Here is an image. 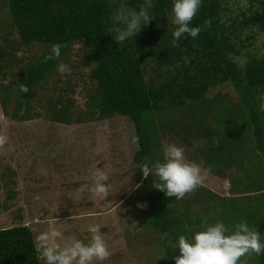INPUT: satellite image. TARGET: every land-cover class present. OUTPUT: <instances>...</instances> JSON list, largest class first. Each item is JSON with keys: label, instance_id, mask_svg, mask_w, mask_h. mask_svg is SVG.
<instances>
[{"label": "trees", "instance_id": "obj_1", "mask_svg": "<svg viewBox=\"0 0 264 264\" xmlns=\"http://www.w3.org/2000/svg\"><path fill=\"white\" fill-rule=\"evenodd\" d=\"M253 1L254 9L250 6L245 13L230 18L226 17L225 0H202L189 26L203 28L204 22L211 20V27L196 38L185 34L179 46H173L172 33L177 27L172 23L174 0H152L150 14L154 19L120 45L109 33L113 14L122 6L138 11L144 0H3L2 110L10 114L11 86L4 84L3 78L14 63L24 58L18 52L35 45L43 48L39 55L30 57L28 67H20L15 73L19 76L15 110L29 102L31 89L60 63L68 65L64 58L70 44L81 43L82 59L92 63L89 77L95 84L98 116L119 114L134 125L136 168L142 172L139 166L146 158L150 166L164 162L155 151L162 137L182 139L193 148L192 159L203 163L212 174L231 181L229 195L208 194L219 200L220 205L214 207L220 209L219 217L233 228L247 222L264 242V111L260 108L264 103V55L247 52L243 63L237 59L245 48L241 29L248 26V21H255L257 31L264 35V0ZM53 44L62 45L61 57L45 62ZM146 66L154 72L148 78ZM20 84L28 86L29 91L22 93ZM224 84L231 86L235 98L229 92L209 95L213 88ZM69 106L61 103L53 109V118L68 123ZM227 168L246 170L245 177L234 178L225 172ZM155 181L151 172L147 179L143 177L154 208L149 223L168 240L165 264H175L180 252L173 245L179 236L192 240L196 232L204 230V223L200 214L191 217L192 197L183 202L167 197L154 187ZM204 196L201 193L200 199L208 203L205 209L209 210L208 197ZM250 263L264 264V254H254ZM0 264H40L28 225L0 228Z\"/></svg>", "mask_w": 264, "mask_h": 264}, {"label": "rangeland", "instance_id": "obj_2", "mask_svg": "<svg viewBox=\"0 0 264 264\" xmlns=\"http://www.w3.org/2000/svg\"><path fill=\"white\" fill-rule=\"evenodd\" d=\"M225 1L226 17L230 18L245 13L250 6L256 7L253 0ZM2 3L0 0V17L6 12ZM250 22L241 29L245 48L237 57L240 63L246 59L247 52L264 55V35L257 31L255 21ZM42 50L35 45L18 52L24 58L19 64L14 63L3 78L4 84L11 86V92L9 115L4 114L0 103V132H6L9 137L8 143L0 148V228L28 225L36 243L40 232L54 227L64 233L63 244L72 239L87 243L91 237L87 226L100 224L111 255L92 264H165L168 240L149 223L154 208L147 192L148 183L143 182V173L133 163L137 149V141L133 142L134 125L123 115L98 116L95 84L89 77L92 63L82 59L81 43L70 44L64 58L71 73L61 75L57 69L53 70L39 86L31 89L29 102L15 110L18 95L15 83L19 80L15 73L20 67H28L30 57ZM146 70V78L151 72L154 74L147 66ZM217 92H229L236 97L229 84L213 88L209 95ZM61 103H70L68 123L53 118V109ZM22 113L28 116L21 117ZM165 143L183 147L186 159L207 171L204 185L179 201L192 197L191 217L200 214L203 223L204 220L209 224L223 222L220 209H214L220 205L218 198L208 194L229 195L230 179L212 174L203 163L192 159L193 148L174 135L162 137L155 150L163 160ZM97 168L109 175L107 183L111 192L106 199L80 191L83 185L93 183L92 175ZM225 172L234 178H244L246 170L227 168ZM138 184L140 187H136ZM201 193L208 197L209 210L205 209L208 203L200 199ZM140 204L145 206L139 207ZM253 259L254 254L243 257L241 264H252ZM40 264H45L41 257Z\"/></svg>", "mask_w": 264, "mask_h": 264}, {"label": "clouds", "instance_id": "obj_3", "mask_svg": "<svg viewBox=\"0 0 264 264\" xmlns=\"http://www.w3.org/2000/svg\"><path fill=\"white\" fill-rule=\"evenodd\" d=\"M201 3L202 0H174L172 23L177 27L172 33L173 46H179V41L185 34L196 38L205 28L211 27V20H206L203 28L189 26L199 12ZM153 6L152 0H144L138 11L122 6L113 14L109 33L114 36L119 45L135 37L144 26L150 24L154 19V16L150 14ZM61 48L62 45L53 44L50 53L44 57V61L59 60ZM185 62H188L187 58ZM57 70L61 75L71 73L70 66L65 63H60ZM20 91L27 93L29 88L25 84H20ZM260 108L264 111V103L260 105ZM8 141L6 132H0V148L4 147ZM133 142H136L135 138ZM163 153L164 162L156 161L150 166L146 158V162L139 166L145 179L150 172L154 174L156 177L154 187L157 190L165 192L167 197L180 200L204 185L207 171L203 170L199 164L189 162L183 147L165 143ZM92 181L91 185H83L80 191L86 190L93 197L106 199L111 192V186L107 183L108 173L97 168L92 175ZM101 227L100 224L87 226V231L91 234L87 243L80 239H72L63 244L61 241L64 240V233L57 228L49 227L37 235L35 250L45 260V264H92L93 261H104L110 257L111 252ZM173 247L178 248L180 252V255L175 258V264H241L243 257L264 254V242L261 241L260 233L247 222L237 223L233 228L232 225H226L222 221L209 224L207 220H204V230L196 232L192 240L183 234L180 235L178 243Z\"/></svg>", "mask_w": 264, "mask_h": 264}]
</instances>
